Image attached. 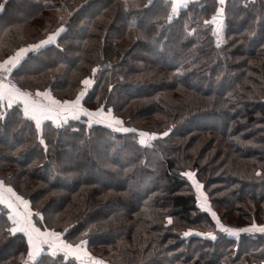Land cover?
<instances>
[{
    "label": "trees",
    "instance_id": "16d2710c",
    "mask_svg": "<svg viewBox=\"0 0 264 264\" xmlns=\"http://www.w3.org/2000/svg\"><path fill=\"white\" fill-rule=\"evenodd\" d=\"M0 4V60L65 29L21 61L12 76L23 90L74 100L92 79L81 107L103 106L136 130L80 115L38 132L20 107L0 104V179L40 213L41 231L86 241L109 264H264V233L230 235L211 215L264 226V0H225L219 37L204 24L218 0H189L171 21V0ZM141 132L158 137L144 146ZM8 213L0 205V264H79L48 247L29 261Z\"/></svg>",
    "mask_w": 264,
    "mask_h": 264
},
{
    "label": "snow or ice",
    "instance_id": "6c2138e0",
    "mask_svg": "<svg viewBox=\"0 0 264 264\" xmlns=\"http://www.w3.org/2000/svg\"><path fill=\"white\" fill-rule=\"evenodd\" d=\"M218 3L221 7L216 11L215 15H213L210 20L204 21L205 25L215 26L213 34L217 37H219L222 32L223 5L225 0H218ZM182 7H187V0H171V15L168 17L169 21H171L173 16L178 14L179 9ZM2 8L3 4H0V9ZM64 30L65 29L61 27L56 33L49 35L46 40H42L39 44L32 45L29 48H21L15 55L0 60V104L8 109L20 107L23 116L35 122V127L38 132L41 130L42 122L45 120L56 121L59 125L61 119L64 123H67L69 117L78 120L80 115L89 118V126H91L92 123L107 124L108 127L120 125V127L116 128L117 131H136L135 129L123 127V121L113 117L110 109L105 113L103 106L95 111H90L81 107V100L87 88L91 87L93 83L92 79H83L81 83L84 85L85 91H81L74 100L64 101L54 98L48 90H37L34 94L30 91L22 90L10 79L28 52H35L45 45L55 43L56 38ZM219 42L218 40L217 46H219ZM92 71L94 75L97 69H93ZM6 115L7 113H0V120L4 119ZM139 135L141 137L139 142L144 146H148V140L157 138L155 133L141 132ZM162 135L166 136L168 133L164 132ZM40 143H45L43 138L40 139ZM185 175H187L189 179H192L193 185L200 194L198 200L201 199V197L203 198L200 207L204 208L206 211H211L210 208L206 207L207 196L200 191L203 186L195 180V173H185ZM257 175H259V173H257ZM0 205L6 206L9 210L7 220L11 222V227L7 230L13 235L16 233H23L27 237L29 245L27 256L29 261L33 260L42 252V246L48 245L52 248L54 255L56 251L59 250L65 253V258L68 256H75L77 260L81 261V264H85V261L87 264H103V261L95 259L85 250L84 246L86 241H81L79 244L73 245L65 241L62 238L63 234L60 232L54 230L41 231V229L36 226V221L33 220V216L39 217L41 221L43 217L38 212L34 213L31 209L30 202L18 195L3 179H0ZM211 215L216 221L217 227L230 235L238 236L240 232L252 231L264 233V226H257L253 223L250 228L233 229L221 224L215 212H211ZM168 223H172L170 218ZM65 232H67V229H65ZM190 234L191 232L184 233L185 236ZM196 234L200 235V233ZM208 236L211 239L216 238L211 233H208ZM25 264H27V261Z\"/></svg>",
    "mask_w": 264,
    "mask_h": 264
},
{
    "label": "water",
    "instance_id": "95a60500",
    "mask_svg": "<svg viewBox=\"0 0 264 264\" xmlns=\"http://www.w3.org/2000/svg\"><path fill=\"white\" fill-rule=\"evenodd\" d=\"M222 22H223V17H222ZM219 45H221V44H219ZM156 134V137H158V135H157V133H155ZM92 257H94L95 259H98V260H101V261H103V264H109V262L108 261H106V260H103L102 258H100V257H97V256H92ZM27 264H33V263H31V262H27Z\"/></svg>",
    "mask_w": 264,
    "mask_h": 264
},
{
    "label": "built area",
    "instance_id": "2783aa9c",
    "mask_svg": "<svg viewBox=\"0 0 264 264\" xmlns=\"http://www.w3.org/2000/svg\"><path fill=\"white\" fill-rule=\"evenodd\" d=\"M10 79H11L14 83H16L18 87H20V88L23 90V88H22V86L20 85V83H19V82L13 77V76H11Z\"/></svg>",
    "mask_w": 264,
    "mask_h": 264
},
{
    "label": "rangeland",
    "instance_id": "374dc122",
    "mask_svg": "<svg viewBox=\"0 0 264 264\" xmlns=\"http://www.w3.org/2000/svg\"><path fill=\"white\" fill-rule=\"evenodd\" d=\"M189 0H187V2H188ZM105 111V110H104ZM105 113H107V111H105ZM113 115V114H112ZM51 248V247H49L48 245H44V246H42V248L43 249H45V248ZM84 248H85V246H84ZM43 251V250H42ZM91 256H95V255H91ZM79 264H81V261L79 260V262H78ZM85 264H87V262L85 261Z\"/></svg>",
    "mask_w": 264,
    "mask_h": 264
}]
</instances>
